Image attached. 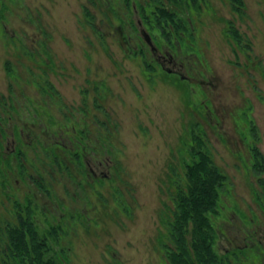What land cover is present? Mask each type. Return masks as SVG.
I'll list each match as a JSON object with an SVG mask.
<instances>
[{
  "label": "rangeland",
  "instance_id": "obj_1",
  "mask_svg": "<svg viewBox=\"0 0 264 264\" xmlns=\"http://www.w3.org/2000/svg\"><path fill=\"white\" fill-rule=\"evenodd\" d=\"M243 1L240 14L229 0H184L191 29L170 46L139 15L136 3L154 0H0V228L15 219L13 201L31 197L39 225L62 227L67 264H169L161 217L197 122L227 176L215 248L264 264L249 151L255 142L264 153V0ZM229 19L250 50L226 35Z\"/></svg>",
  "mask_w": 264,
  "mask_h": 264
},
{
  "label": "trees",
  "instance_id": "obj_2",
  "mask_svg": "<svg viewBox=\"0 0 264 264\" xmlns=\"http://www.w3.org/2000/svg\"><path fill=\"white\" fill-rule=\"evenodd\" d=\"M154 1L146 4L137 2L139 15L150 29L158 30V34L160 33L162 38L173 46L174 37L181 38V33L191 29L187 13L185 14V5L188 2ZM229 2L235 11L240 14L244 12L243 0ZM126 3L128 7L131 6L128 0ZM224 32L239 47L246 51L251 49L248 39L240 33L233 20H227ZM151 36L155 37L153 34ZM138 50L142 54L145 67L152 69L153 64L147 58L145 50L143 48ZM7 68L11 70L9 65ZM165 72L175 74L173 70ZM180 78L185 79L181 76ZM40 86L45 92L50 90L56 92L49 81ZM249 124L251 136L255 141L258 129L252 119L249 120ZM190 128L191 139L185 142L186 154L181 155L182 169L181 171L173 169L174 175L172 174L170 180L171 205L168 206L169 212L165 218L161 217L165 232L163 235L161 233L160 245L169 264H234L226 253L217 252L216 229L211 219V215L218 211L220 191L226 183L227 176L214 163L204 139V130L197 122L191 124ZM249 151L250 169L256 175L257 182L255 198L264 210V153L255 142L250 145ZM73 154L77 163L83 165L81 153L73 151ZM1 158L0 155V160ZM5 161L9 164L8 157ZM0 175V184L3 186L5 178L2 172ZM37 185L46 190L42 182H37ZM12 205L15 219L5 221L0 228V264H67L66 249L59 242L62 227L52 222L43 227L39 225L35 213L38 205L31 197H25L21 201L15 199Z\"/></svg>",
  "mask_w": 264,
  "mask_h": 264
},
{
  "label": "water",
  "instance_id": "obj_3",
  "mask_svg": "<svg viewBox=\"0 0 264 264\" xmlns=\"http://www.w3.org/2000/svg\"><path fill=\"white\" fill-rule=\"evenodd\" d=\"M140 33L142 38L146 41V43L149 45L151 50H154L156 47L153 44L151 37L149 35V33L145 30V28H140ZM166 53H169V51H166ZM171 55V53H169ZM161 66L166 70V71H171L173 69L169 68V67H165L163 64H161ZM181 77H184V75L180 74Z\"/></svg>",
  "mask_w": 264,
  "mask_h": 264
},
{
  "label": "flooded vegetation",
  "instance_id": "obj_4",
  "mask_svg": "<svg viewBox=\"0 0 264 264\" xmlns=\"http://www.w3.org/2000/svg\"><path fill=\"white\" fill-rule=\"evenodd\" d=\"M154 53L156 54V59L160 62V64L165 66V61L174 63L173 58L169 53H165L167 55L166 57L164 54L157 52L156 49H154Z\"/></svg>",
  "mask_w": 264,
  "mask_h": 264
}]
</instances>
